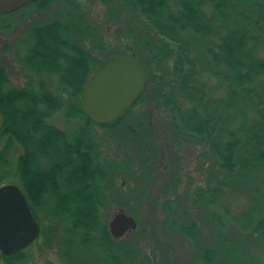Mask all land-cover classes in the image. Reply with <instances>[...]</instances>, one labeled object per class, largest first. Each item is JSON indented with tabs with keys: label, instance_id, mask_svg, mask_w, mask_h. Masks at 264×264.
Returning <instances> with one entry per match:
<instances>
[{
	"label": "trees",
	"instance_id": "1",
	"mask_svg": "<svg viewBox=\"0 0 264 264\" xmlns=\"http://www.w3.org/2000/svg\"><path fill=\"white\" fill-rule=\"evenodd\" d=\"M94 1L105 8L110 20L118 22L125 10L130 22L141 25L138 30L124 25V36L133 46L109 48L106 30L75 0H65L64 10L51 21L31 24L18 40L15 54L23 87L13 88L0 68L4 119L0 139H5L0 149V186L15 177L36 222L41 216L62 229L67 243L77 239L87 251L96 250L98 264H149L143 253L148 240L159 245L160 264H174L167 246L159 243L155 218V224L152 219L144 222L127 206L130 200L143 207L142 184L154 178L152 163L158 152L155 133L132 109L138 105L163 108L172 120L174 142L202 145L203 161L223 173L217 186L211 187L210 181L218 177L212 172L205 187H197L190 196L184 194L181 200L190 199L193 209L217 206L225 221L263 239L264 57L260 51L264 49V0ZM54 2L33 0L0 17L27 8L43 12ZM0 24L8 27L2 20ZM121 53L134 54L139 60L145 87L113 123L97 126L82 114L80 99L91 76ZM205 73L221 77L224 97L212 98ZM46 78L55 79L54 90ZM176 91L188 105L175 97ZM56 113L79 124L71 131L59 129L48 122ZM96 129L122 148L123 160L103 155ZM13 143L21 153L12 170ZM171 170L165 165L161 198L150 197L151 218L162 214V225L177 229L194 246L196 264H246L243 252L231 242L203 245L199 226L186 219V211L172 217L170 195L179 179ZM124 182L135 196L122 194L126 193L120 185ZM237 192L247 201L236 211L222 198ZM109 208H119L136 220L137 228L125 240L110 236L104 220ZM209 219L223 225L216 216ZM0 258L7 264L20 263L26 258L25 250Z\"/></svg>",
	"mask_w": 264,
	"mask_h": 264
},
{
	"label": "rangeland",
	"instance_id": "2",
	"mask_svg": "<svg viewBox=\"0 0 264 264\" xmlns=\"http://www.w3.org/2000/svg\"><path fill=\"white\" fill-rule=\"evenodd\" d=\"M65 0H55L43 12H37L31 8H27L10 17H0L5 25L8 23L7 28L0 27V68L3 69L6 78L13 88H21L24 85V77L22 70L16 60L15 54L19 48V39L29 29L33 23H46L51 21L55 15L64 10ZM80 2L87 10L92 13V16L101 23L104 30H106L107 45L111 49L123 48L125 44L133 46L130 40L124 36L126 33L124 25L130 24L133 29L138 30L141 25L129 21L128 15L124 10L118 22L110 20L107 16L105 8L94 0H75ZM208 13L209 10H207ZM1 25V24H0ZM137 28H136V26ZM50 46L49 43H47ZM260 55L264 57V49H261ZM203 77L209 94L212 98L218 100L224 97L225 90L223 87L222 79L219 76L205 73ZM46 81L51 90L56 87V81L53 78H46ZM175 97L184 105H188L179 91L175 92ZM134 115L141 114L144 122H147L149 129H151L156 136L157 144V157L152 163L154 169V178L151 182H144L142 197L144 198L143 207H137L135 204L128 200V209L133 212L137 218L147 222L151 219L155 224L157 221L156 232L159 235V243L165 244L169 250L170 260L174 264H196L195 248L194 246L177 230L166 223L162 225L163 215L151 218L147 210L150 203V197L157 196L161 198L162 177L164 174V167H172L171 172L179 179V185L175 188L174 192L170 195L173 201L172 209L173 215L177 216L183 210L186 211L187 218L194 221L200 229L201 243L211 246H217L220 241L231 242L239 250L243 252V259L246 264H264V238L259 239L255 235H249L238 230L229 222L225 221L223 212L217 206L200 205L191 208L190 199L181 200L184 194L190 196L197 187H205L206 183L212 178L211 173L216 172L218 177L210 181L211 187L217 186L220 178L223 176L221 171H218L209 162L203 161L201 153L205 149L200 144L185 143L177 140L174 142L172 136V128L170 127L171 117L167 110L163 108H156L153 106L138 105L132 109ZM49 124L65 130L71 131L79 124V120L67 121L63 118L61 113H56L48 120ZM100 140L101 150L105 157L109 159L123 160L122 148H118L112 140L109 139L101 129H96ZM117 141V140H116ZM5 139H0V149L3 147ZM21 153L20 147L12 144L9 168L13 170L15 159ZM130 154V153H128ZM172 166H171V165ZM210 169V170H209ZM213 178V179H214ZM5 184H17L16 178L11 176L3 181ZM122 191L126 196L133 197L136 192H128L127 184L124 182L120 184ZM77 189L76 187H74ZM244 196V195H243ZM242 193H232L231 195H224L222 202L231 203V210H239L247 201ZM119 208H109L104 212V220L106 224L111 220L113 215L118 212ZM211 217L220 218L222 224H217L209 219ZM155 218V220H154ZM180 222V220H179ZM161 225V226H160ZM41 233L38 239L34 241L28 248L25 249V260L16 264H98V253L96 250L87 251V247L78 245L76 240L67 243L66 236L61 228H57L55 224L40 216L39 223ZM130 233V232H129ZM128 233L125 234L120 240H125ZM65 241V243H64ZM143 253L147 256L149 264H160L161 249L159 245L151 240H148L143 245ZM219 261V259H218ZM0 264H7L0 258Z\"/></svg>",
	"mask_w": 264,
	"mask_h": 264
},
{
	"label": "water",
	"instance_id": "3",
	"mask_svg": "<svg viewBox=\"0 0 264 264\" xmlns=\"http://www.w3.org/2000/svg\"><path fill=\"white\" fill-rule=\"evenodd\" d=\"M33 0H0V13L10 14ZM145 85L144 69L134 54L121 53L99 68L80 99L82 114L99 126L113 123L130 108ZM4 119L0 111V131ZM136 221L122 211L108 222L109 234L119 239L135 230ZM40 234L29 204L19 187L0 186V255L13 256L26 249Z\"/></svg>",
	"mask_w": 264,
	"mask_h": 264
},
{
	"label": "flooded vegetation",
	"instance_id": "4",
	"mask_svg": "<svg viewBox=\"0 0 264 264\" xmlns=\"http://www.w3.org/2000/svg\"><path fill=\"white\" fill-rule=\"evenodd\" d=\"M49 8V7H48ZM20 10V9H19ZM18 11V10H17ZM123 184V183H122ZM75 243H77V239H76V242Z\"/></svg>",
	"mask_w": 264,
	"mask_h": 264
},
{
	"label": "bare ground",
	"instance_id": "5",
	"mask_svg": "<svg viewBox=\"0 0 264 264\" xmlns=\"http://www.w3.org/2000/svg\"><path fill=\"white\" fill-rule=\"evenodd\" d=\"M23 8V7H22ZM21 9V8H20ZM5 15H7V14H5ZM36 221V220H35ZM38 224V223H37ZM23 251V250H22ZM21 252V251H20Z\"/></svg>",
	"mask_w": 264,
	"mask_h": 264
}]
</instances>
